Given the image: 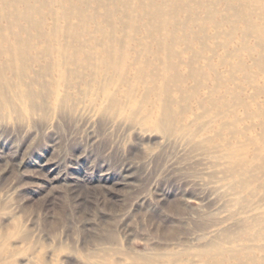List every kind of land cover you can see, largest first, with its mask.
<instances>
[{
	"label": "rangeland",
	"instance_id": "rangeland-1",
	"mask_svg": "<svg viewBox=\"0 0 264 264\" xmlns=\"http://www.w3.org/2000/svg\"><path fill=\"white\" fill-rule=\"evenodd\" d=\"M51 1L43 31L56 27L54 35L62 41L65 34L61 29L65 22L55 14L61 3ZM110 1L104 0L108 4ZM244 2L233 1L231 5L241 6ZM129 5L136 9V16L149 12L146 0H130ZM86 8L88 13L96 15L100 29L111 30L109 24L121 27L117 16L114 20L113 17L104 20L103 8L96 0H91ZM217 9L230 14L224 2ZM190 15L200 17L202 12L195 7ZM186 16L181 12L176 19ZM251 16L256 19L255 15ZM229 17L237 37L242 24L234 16ZM74 19L70 22H76ZM95 24L91 23L90 27L94 28ZM199 29L196 24L186 28L191 33ZM226 29V24L219 28L209 25L204 33L208 37L215 35L213 40L217 41L226 35ZM33 31L29 32L30 36ZM116 36V43H123V33L117 32ZM136 37L142 44L149 42L148 38L142 39L139 31ZM100 38L101 34L96 33V39ZM54 40L40 37L33 42L37 46ZM237 40L233 38L232 43L236 44ZM8 41H12L10 36ZM252 42L254 38L248 37V43ZM198 44L199 39L192 38V48L183 54L178 68L181 74H186V58L191 50H197ZM251 53L257 56L256 52ZM209 55L207 51L203 54ZM243 57L246 58V52ZM142 58L149 60L152 56L141 54ZM154 63L158 64L156 60ZM245 63L253 75L241 81L242 74L236 73V80L242 82L243 98L264 84L252 59L247 58ZM204 64V58H199L191 68L195 65L203 74L212 76ZM142 67L140 79L134 69L105 75L78 68L82 78H70L73 86L65 107L59 109L52 104L51 97H45L44 115L36 111L18 119L7 110L2 112L0 264H203L200 255L208 245L210 249L213 245L218 247L210 251L208 259L220 252V255L232 254L247 247H253L258 258L264 257V240L229 237L249 217L247 213H236L238 207L233 201L237 196L231 194L230 186L249 178L239 199L244 205H264L263 176L257 178L254 171L244 166L255 157L257 146L249 141L264 136V119L239 121L235 127L244 136L235 138L230 134L235 128L230 115L234 108H220L223 117L211 110L205 114V109L198 108L196 101H204L207 107L205 101L212 84L209 79H203L195 87L196 80L187 78L183 89L188 92L198 89L197 98L179 100L176 85H172L171 98L179 100L182 107L190 106L191 110L179 116L177 128L171 134L156 132L137 121L151 111L153 94L148 96L142 112H136L124 92L130 88L133 97L142 100L147 86L155 84L150 77L153 66L142 64ZM38 68L39 63H33L25 81L33 78ZM66 68L72 70L75 66ZM223 74L228 75L226 70ZM37 77V82H46L56 78L57 71L53 69L45 78ZM4 80L14 82L16 78L7 72ZM107 80L120 106L113 113L103 112L100 105L101 85ZM227 83L233 90L236 88ZM33 88H37L36 83ZM64 88L61 82L60 90L64 92ZM215 96L231 99L218 88ZM256 101L264 107L263 94ZM133 111L135 118L130 121L128 115ZM237 114L235 118L241 119L240 109ZM223 119L227 130L221 132L218 123ZM242 143L248 146L246 152L234 154L230 150L241 147Z\"/></svg>",
	"mask_w": 264,
	"mask_h": 264
},
{
	"label": "bare ground",
	"instance_id": "bare-ground-1",
	"mask_svg": "<svg viewBox=\"0 0 264 264\" xmlns=\"http://www.w3.org/2000/svg\"><path fill=\"white\" fill-rule=\"evenodd\" d=\"M59 1L61 6L55 14L63 18L65 22L61 29L65 34V39L62 41L57 40L54 35L56 27L48 32L43 31L51 0H0V119L4 116L2 113L4 110L13 113L18 119L24 114H33L36 111H41L44 115L45 97H51L52 104L59 109L65 107L71 94L70 88L73 86L70 78H82L78 68L85 67L91 73L100 72L105 75L115 71L123 73L128 69L129 71L134 69L135 76L140 79L143 74L142 64L153 66L150 68V77L155 84L147 86L145 97L142 100L133 97L132 89H124L125 95L136 112H142L141 110L148 103L147 98L150 94L154 96V100L151 101V111L137 120L142 126L167 135L176 130L179 116L191 110L190 106L182 107L178 101L197 98L198 94V89L193 88L190 92L183 89L187 78L196 80L195 87L200 86L203 79H209L211 82L212 87L205 101L207 107H204V101L201 102L200 99L196 101L198 108L205 109V114L213 111L223 117L224 115L219 113L220 108L232 107L234 110H231L230 115L234 118V127L244 119H264V107L258 105L256 101L259 94L264 95V84L256 86L257 89L253 93L243 98L242 82L236 80L237 72L242 74L241 81L253 75L251 69H247L245 63L247 58L252 59L257 73L264 79V0H246L243 5L235 7L231 3L240 0H146L149 12L142 16L134 14L136 9L129 5L130 0H111L109 4L104 0H96V4L103 8L104 20L111 17L114 20L117 16L121 27L125 30L112 24H109L111 30L100 29V23L97 24L95 20L96 15L87 12L86 7L89 6L91 0ZM223 2L230 14H224L217 9V5ZM195 7L201 10L200 17L190 15ZM181 12H185L186 18L176 19ZM229 15L234 16L238 24H242L237 37ZM251 15H255L256 19H253ZM71 18H75L76 22L71 23ZM19 22L20 24L23 22V25ZM91 23H96L94 28L90 27ZM191 24L198 25L199 31L196 33L187 31L186 28ZM225 24L227 25L226 35L222 36L221 40L214 41L215 35L208 37L204 33L209 25L219 28ZM31 29H34V33L30 36ZM138 31L141 32L142 39H149L148 43L142 44L141 40L137 39ZM117 32L123 33V43H116ZM96 33L101 34L98 40ZM189 35H194L192 38L199 39V44L197 50H191L187 56L185 66L188 70L183 75L178 68L183 62V54L192 48V38ZM9 36L12 41H8ZM40 37L56 40L53 41L54 43L43 42L36 46L33 39ZM248 37L254 38L252 44L248 43ZM233 38L238 39V44L232 43ZM207 40H210V43ZM181 44L183 47L180 46ZM205 51L210 55L203 56ZM252 51L257 53L256 57L252 56ZM243 52H246V58L243 57ZM141 54H151L152 59H141ZM212 57L216 58V62ZM199 58H204V65L209 74L212 72V76L203 74L201 70L195 68V65L191 68ZM155 60L158 64L154 63ZM33 63H39V68L34 71L33 78L30 77L31 79L25 81L26 73ZM70 65L75 66V69L66 68ZM218 67L222 69L218 71ZM53 69L57 71L56 78L48 79L46 82L43 80L37 82V76L45 78ZM225 70L228 74L226 76L223 74ZM7 72L16 78L14 82L4 80ZM121 77L123 78V75ZM61 82L65 86L64 92L60 90ZM227 82L232 83L236 88L233 90ZM35 83L37 84L36 89L33 88ZM110 83L107 80L101 85L100 105L105 113L120 110L115 92L109 90ZM172 85L178 86L179 100L171 98ZM217 88L223 90L224 95L228 94L231 99L217 98L215 96ZM238 109L243 114L241 119L235 118L238 117ZM135 111L128 115L130 121H134ZM218 125L219 131L227 130L225 119ZM230 134L237 139L244 136V132L240 131L237 126ZM249 143L257 146L255 157L246 162L244 166L254 171L257 178L259 175L264 178V136L252 138ZM246 147L248 146L244 143L241 147L230 150L236 154L246 152ZM249 182V178H244L238 184L230 186L231 194L237 196L233 201V204L238 207L236 213L249 214L248 222L242 224L235 234H231L230 239L264 240V205H252V203L244 205L239 199L242 190ZM208 246L200 255L203 264H264V257L258 258L253 247L242 248L232 254L220 255L222 253L220 252L217 256L208 259L210 251L213 248L218 249L214 245L211 249Z\"/></svg>",
	"mask_w": 264,
	"mask_h": 264
}]
</instances>
